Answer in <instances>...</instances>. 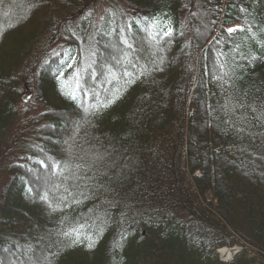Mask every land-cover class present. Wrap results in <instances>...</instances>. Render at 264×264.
<instances>
[{
    "label": "trees",
    "instance_id": "16d2710c",
    "mask_svg": "<svg viewBox=\"0 0 264 264\" xmlns=\"http://www.w3.org/2000/svg\"><path fill=\"white\" fill-rule=\"evenodd\" d=\"M27 261L264 264V0H0V264Z\"/></svg>",
    "mask_w": 264,
    "mask_h": 264
},
{
    "label": "snow or ice",
    "instance_id": "6c2138e0",
    "mask_svg": "<svg viewBox=\"0 0 264 264\" xmlns=\"http://www.w3.org/2000/svg\"><path fill=\"white\" fill-rule=\"evenodd\" d=\"M233 31H235V29H228L229 34H231ZM167 34H170V30H169V33H166V35H167ZM70 95H72V98L75 99L74 94H71V93H70ZM73 232H75V233L77 234V237L79 236V230H78V229H73ZM64 235H65V236H70L71 233H65ZM74 242H75V241H74ZM89 247H91V246H89Z\"/></svg>",
    "mask_w": 264,
    "mask_h": 264
},
{
    "label": "rangeland",
    "instance_id": "374dc122",
    "mask_svg": "<svg viewBox=\"0 0 264 264\" xmlns=\"http://www.w3.org/2000/svg\"><path fill=\"white\" fill-rule=\"evenodd\" d=\"M229 29H235V30H238V29H240V28H239V26H234V27H232V28H229ZM221 249H222V248H221ZM217 251H218V250H217ZM26 263H27V264H29V262H28V261H27Z\"/></svg>",
    "mask_w": 264,
    "mask_h": 264
}]
</instances>
